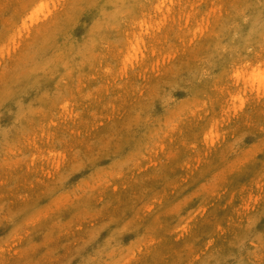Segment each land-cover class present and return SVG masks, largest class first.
Returning a JSON list of instances; mask_svg holds the SVG:
<instances>
[{
  "label": "rangeland",
  "instance_id": "374dc122",
  "mask_svg": "<svg viewBox=\"0 0 264 264\" xmlns=\"http://www.w3.org/2000/svg\"><path fill=\"white\" fill-rule=\"evenodd\" d=\"M0 264H264V0H0Z\"/></svg>",
  "mask_w": 264,
  "mask_h": 264
}]
</instances>
